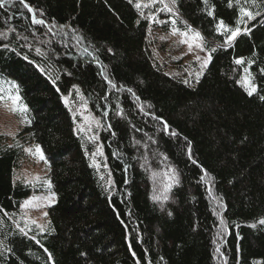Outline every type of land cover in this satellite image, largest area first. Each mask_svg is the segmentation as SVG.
I'll list each match as a JSON object with an SVG mask.
<instances>
[{"label":"trees","instance_id":"1","mask_svg":"<svg viewBox=\"0 0 264 264\" xmlns=\"http://www.w3.org/2000/svg\"><path fill=\"white\" fill-rule=\"evenodd\" d=\"M137 2L149 0H27L45 25L18 0L0 8V80L28 109L12 143L0 136V264H264V0H165L175 16ZM240 7L260 15L223 47L217 23L234 29ZM187 26L211 53L203 69L199 55L160 59ZM78 94L95 139L78 131ZM30 143L55 201L47 227L24 232L14 219L32 187L14 171Z\"/></svg>","mask_w":264,"mask_h":264},{"label":"rangeland","instance_id":"2","mask_svg":"<svg viewBox=\"0 0 264 264\" xmlns=\"http://www.w3.org/2000/svg\"><path fill=\"white\" fill-rule=\"evenodd\" d=\"M182 39L183 38L179 34H175L169 36L164 42H162L163 48H166L164 50L167 51L162 55L163 58H160L164 64L168 63L169 61L177 60L175 58V60H173L172 58L168 59L167 55L169 54L178 58H185L186 60L196 59L198 55L200 57H204L205 59V52L203 55V51L195 47H193V49L189 51L188 44L181 43ZM190 73L191 72H189V75ZM10 84L15 83L9 79L2 78L0 80V87L5 89V97H7L8 95ZM16 94L19 95V93H17V90L13 89L12 95ZM76 100L77 105L75 106V109L79 117L78 126L84 128L90 126L91 130L86 132L94 137L95 129L99 125V123H97V121L99 122V118L92 113L89 105L87 104V101L83 98V96L78 94ZM20 104L25 105L21 101V99ZM12 108L13 105L11 100L5 99L3 101H0V136L7 139L8 143L13 142L15 135L27 123V114L21 113L19 111L13 112ZM37 145L38 144L30 143L24 146L20 165L14 171V180H20L32 187L31 194L21 203L20 210L14 219L15 226L23 229L24 232H27L32 228H35L39 231H42L41 229L44 230L48 225L49 205H52V203L55 201V199L54 201L48 199L53 195V193L46 183L50 181L48 177L47 160H40L39 154H37L36 152ZM40 149L45 157V154L41 147ZM33 197H39L40 199L33 201V204L28 207H22L25 201Z\"/></svg>","mask_w":264,"mask_h":264},{"label":"snow or ice","instance_id":"3","mask_svg":"<svg viewBox=\"0 0 264 264\" xmlns=\"http://www.w3.org/2000/svg\"><path fill=\"white\" fill-rule=\"evenodd\" d=\"M8 2H11V0H0V8L5 7V4ZM18 2L25 9H27L28 13L31 14V23L33 25H45L46 24L45 20L37 18V16L35 15L34 9L27 3V0H18ZM129 2L131 3L132 0H129ZM207 2H208V0H203V3L207 4ZM237 2H239V0H237ZM253 2H255V0H253ZM156 3H160L163 5V9H162L163 11L170 12L173 14V16H175L173 9L169 6L168 3L165 2V0H149V3L143 4V5L140 2H137L135 4V7L137 10H140L142 7H152ZM173 3H174V0H173ZM232 6H233L232 0H229V7H232ZM208 15L212 16L213 10L210 9L208 11ZM259 15H260V12L253 13L251 10H249L247 8L240 7L239 13H238V19L236 20V27L234 29L229 27V26L224 25L223 21H219L217 23L216 30H217V33L219 35L224 36V42H223L222 46L223 47H229L233 44L234 40L239 35H241L242 33L243 34L250 33L251 29L242 30L240 28L241 24L246 23V21L244 20V17H247L248 20H254L256 18V16H259ZM149 19L151 22H155V23H166V21L157 20L154 14L152 16H150ZM171 23L174 25L176 23L175 19H171ZM61 27H63V26H61ZM49 31H51V28H49ZM173 34L174 35L179 34L183 38L181 40V43H187L189 51H191L193 49V47H195L201 51L205 50L204 45L202 43L203 37L201 36V34L199 32L194 31L190 26H187L186 31L179 32V33H178L177 29L173 28ZM4 35H5L4 33H0V36H4ZM5 38H6V36H5ZM24 39L26 40L27 37H24ZM78 39H82V38H78ZM4 47L7 48V45H4ZM215 51H216V48L211 49V52H215ZM36 52H37V54H39L41 56L45 55L44 53L41 52V50L39 48H36ZM85 52H87V49H85ZM25 58H27V57H25ZM196 59L199 61L201 58L199 56H197ZM210 59H211V53H209L207 58H205L203 60V62L201 63V69H203L204 67H207V64L209 63ZM234 62L237 65H242V64H244V59L238 58ZM251 63H252V61L248 62L249 67L251 66ZM249 67H245L243 69L245 76L242 77V79L244 81V85L246 87V90L248 91V95L251 96L256 91V88L254 85L251 84V74L249 72ZM41 71H43V69H41ZM261 71H264V69H262ZM201 74H202V72L196 74L197 80L199 79V76ZM57 79H58V77H57ZM185 82L187 83V81H185ZM13 89H16L17 93H18V86L15 84H10L9 89H8V95H7V97H5V95H4L5 89L0 87V101H3L5 99L11 100L12 105H13V108H12L13 112L19 111L21 113H26L28 111L27 106L20 104L21 98L18 94L12 95ZM261 99H264V97H261ZM97 123H99V122L97 121ZM90 130H91L90 126L87 128H84V127L78 128V131H81V132L90 131ZM164 130H165V132H167V130H168V126L166 123L164 124ZM171 134L175 135L174 132ZM90 139H95V137H91ZM36 152H37V154H39L40 160L43 161L46 159L38 145L36 146ZM97 154H102V153H100L99 149H97L96 153H93V157H95ZM165 176L168 178V180H174L176 183H178V179L175 177V175L171 169H169L168 172L165 173ZM202 179H203V177H202ZM168 180H166L164 182L163 191L161 192V194L160 195H154L152 197V199L154 201H161V200H167L168 199L167 192L171 188V184L168 183ZM46 183H47V186L50 188L51 182L48 181ZM109 183H111V182L109 181ZM38 199H40V198L39 197H33V198L29 199V200L24 202L22 207H28V206L33 204V201L38 200ZM48 199L54 201V199H55L54 194L51 197H49ZM45 215H46V213H45ZM169 215H171V213H169ZM258 223L261 225H264V219L259 220ZM41 230H43V229H41ZM21 231H23V229H21ZM217 251H219V248H217ZM49 258L51 259V257H49Z\"/></svg>","mask_w":264,"mask_h":264}]
</instances>
